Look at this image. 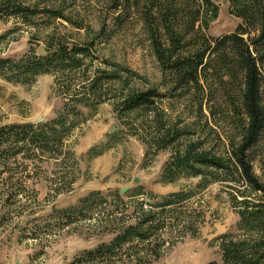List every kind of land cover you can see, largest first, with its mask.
<instances>
[{"label": "rangeland", "instance_id": "obj_1", "mask_svg": "<svg viewBox=\"0 0 264 264\" xmlns=\"http://www.w3.org/2000/svg\"><path fill=\"white\" fill-rule=\"evenodd\" d=\"M19 1L58 6L60 0ZM185 2L189 9L195 5ZM141 4L125 9L118 22L111 20V9L102 7L108 16L106 34L111 33V37L97 41L93 38L99 30L95 15H88V33L60 19L40 16L24 23L20 18L0 15V58H19L30 48L38 53L40 46L46 50L47 37L52 34L69 46L93 44L89 57L72 55L81 65L60 81L54 73L40 75L30 85L0 76V128L54 125L60 130L58 114L63 112L64 103L78 111L69 115L65 126L69 128L72 122L73 126L63 133L60 143L42 145L44 152L32 151L26 142L15 138L0 145V264H137L140 259L141 264H209L220 262V237L238 233V216L224 184L214 182L202 188L198 186L200 177H182L173 183L161 180L174 146L182 149L190 143L201 153L222 156L228 138L239 130L230 109L211 120L185 110L182 101L165 100L156 109L132 117V122L120 111V101L131 91L163 90L162 71L141 21ZM211 4L208 12L203 10L207 17L201 33L208 39L234 33L241 19L231 13L229 0H211ZM256 33L251 31L250 35ZM113 73L126 76L128 89L121 97V83L112 87L108 79ZM97 78L102 94L99 101L91 96L81 104L70 99L74 89L88 93ZM214 101L226 105L220 90ZM203 112L207 114L206 104ZM37 118L41 121L36 122ZM171 126L185 128V135L172 145H163L160 129ZM262 156L253 163V170L264 181ZM122 188H127L124 194ZM181 190L192 194L177 207L178 213L167 214L173 226L160 233L161 241L154 243L151 238L144 245L129 244L130 259L125 258L126 247L121 252L122 261L108 256L95 258V253L111 242L118 226L134 222L140 207L147 209L146 203L161 202ZM96 192L98 197L80 204ZM181 217L186 225L179 222ZM151 244L160 252L157 257L142 254Z\"/></svg>", "mask_w": 264, "mask_h": 264}, {"label": "trees", "instance_id": "obj_2", "mask_svg": "<svg viewBox=\"0 0 264 264\" xmlns=\"http://www.w3.org/2000/svg\"><path fill=\"white\" fill-rule=\"evenodd\" d=\"M85 1L88 0H60L58 6H42L36 1L25 4L19 0H0V15L17 17L24 23L45 16L48 20L60 19L79 30L90 29L88 15H95L99 30L93 34V38L96 37L97 41L111 37V33L106 34L108 16L101 10L102 7L111 9L114 15L111 20L118 22L125 9L141 2V21L162 71L163 90L155 87L140 92L131 91L120 101V111L132 122L135 121L132 117L146 109H156L165 100L182 101L185 110L211 120L221 111L230 109L239 122V130L234 137L228 138L227 149L222 156L201 153L190 143L180 146L182 149L174 146L172 158L165 165L161 180L173 183L182 177H200L198 186L202 188L214 182L224 184L238 216V233L220 237V262L212 261L209 264H264V181L253 170V163L262 154L261 170L264 176V0H229L231 13L241 19V25L234 33L216 39H208L201 33V29L206 27L203 10L206 8L208 12L211 0H189L195 4L191 6L192 9L186 5L185 1L188 0H93L94 4L83 3ZM79 2H82V6L75 7ZM251 31L257 33L251 36ZM54 35L47 37L45 56H38L30 48L27 54L19 58H0V76L22 85H30L40 75L49 73L57 75L59 81L69 77L68 74L71 76V72L81 65V61L72 55L89 57L93 44L69 46L65 41L56 40ZM66 73L67 76H64ZM125 77L116 73L108 76L112 87L116 85L114 83H121L120 97L122 91L128 89ZM98 79L91 83L88 93L74 89L70 99L78 104L88 100L87 96L99 101L102 94L96 85ZM217 90L222 92L226 107L215 103ZM204 104L207 114L203 112ZM62 111L58 114L60 130L53 124L51 128L37 125L36 129L31 125H12L0 128V145L9 144L15 138L17 142H26L24 145L32 151L42 149L44 152L42 145L48 147L60 143L65 135L63 133H68L73 126V122L69 128L65 126L69 115L78 113L76 108L66 103ZM160 130L163 145L167 142L174 144L186 132L185 128L177 130L174 126ZM32 145L36 146L32 148ZM205 168L213 172H204ZM191 194L189 190H181L162 198L161 202L146 203L148 208L140 207L133 223L116 228L111 242L102 246L95 253V258L108 256L122 261L121 252L126 247L125 258L130 259L129 244L137 242L144 245L151 238L155 239L154 243L161 241L160 233L173 226L167 214L178 213L177 207ZM98 196V192L92 193L80 204L91 202L92 198ZM181 220L182 225H186L182 217L179 222ZM143 249L145 256L157 257L160 253L153 245ZM137 264H141V259Z\"/></svg>", "mask_w": 264, "mask_h": 264}, {"label": "water", "instance_id": "obj_3", "mask_svg": "<svg viewBox=\"0 0 264 264\" xmlns=\"http://www.w3.org/2000/svg\"><path fill=\"white\" fill-rule=\"evenodd\" d=\"M217 1H221V0H217ZM37 54H38V56H41V57L46 55V52H45V50H44V48H43L42 46L39 47V49H38V53H37ZM40 121H41L40 118H37V119H36V122H40ZM114 130H115L114 127H111V128H110V131H111V132H113ZM138 182H139L138 180H135V183H138ZM126 191H127V188H122V189H121V193H122V194H124ZM16 264H18V263H16Z\"/></svg>", "mask_w": 264, "mask_h": 264}]
</instances>
